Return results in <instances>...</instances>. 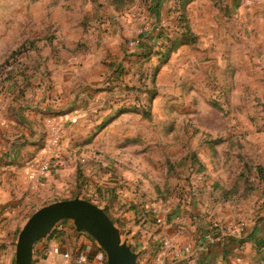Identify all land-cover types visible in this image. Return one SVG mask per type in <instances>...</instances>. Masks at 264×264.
<instances>
[{"label": "rangeland", "instance_id": "1", "mask_svg": "<svg viewBox=\"0 0 264 264\" xmlns=\"http://www.w3.org/2000/svg\"><path fill=\"white\" fill-rule=\"evenodd\" d=\"M145 5L0 0V125L16 119L19 106L30 113L25 119L40 117L48 138L44 118L68 112L78 95L86 116L66 126L49 175L54 189L32 188L24 174L30 201L1 243L11 238L16 247L32 214L58 201L129 198L149 209L162 200L172 210L199 191L206 208L230 215L237 229L245 224L229 264H264V35L248 29V40L233 44L243 58L212 75L208 60L192 58L199 47L192 30L129 48L136 25L148 29L137 18ZM95 103L110 106L105 122H97L103 108ZM40 106L39 115L30 112Z\"/></svg>", "mask_w": 264, "mask_h": 264}, {"label": "crops", "instance_id": "2", "mask_svg": "<svg viewBox=\"0 0 264 264\" xmlns=\"http://www.w3.org/2000/svg\"><path fill=\"white\" fill-rule=\"evenodd\" d=\"M185 1L146 0L144 12L137 13V18L143 16L146 19L139 20L145 22L148 28L142 44L143 50L150 48L151 44L164 42L165 35L158 36L151 31L152 27L161 21L167 22L166 33L174 35V29H178L177 17L180 15L177 9ZM185 16L189 31L192 30L197 37L199 46L198 50L193 52L192 58L208 60L212 75L219 71L221 66L226 67L229 61L243 58L242 51H237L233 44L238 46V43L246 42L249 35L248 29L258 26V31L254 34L258 32V36L264 35V0H258L252 5H246L242 0H187ZM111 40L114 44L120 43L118 36L112 37ZM114 53L120 56L121 50ZM135 58L128 56L125 59L130 61ZM129 68H132L130 64L126 69ZM194 71L199 74L197 68ZM87 88L86 91H89L90 87ZM79 97L78 95L65 105L67 106L65 110L68 112L59 116L78 117L77 122H84L86 116L80 110ZM97 103L94 108H103L99 111L100 116H95L101 119L97 122H105L110 115L109 110L106 109L110 106ZM32 109L30 112L36 116L42 111L41 106ZM15 111L18 115L16 119L9 118L8 121L4 120V125H0V264H15L16 247L12 243L13 239L9 238L5 245L1 242L3 236L9 233L13 236V229L24 218V205L30 201L31 196L24 177V165L29 159L39 155L44 146L43 140L47 138L42 133V126L39 125L40 117L37 116L36 120L31 115L25 119L30 113H26L27 111L19 106ZM68 123L75 124L70 121ZM55 185H57L55 177L50 176L40 189L51 190ZM104 188L103 186L102 190H105ZM204 200L205 197L196 191L195 194L180 200V203L172 210L168 207L169 204L162 200L158 202L159 205L149 204L151 206L149 209L145 207L146 204L140 205L136 200L129 198L100 202L88 201L104 209L108 214L120 230L122 241L138 254L137 264H150L153 255L160 251L161 241L165 238L172 240L177 247L192 243L195 248L194 259L190 262L184 259L175 260L173 253L168 252L166 260L172 264L234 263L232 257L241 248L240 239H238L240 237L235 236L242 232H239L230 215L217 213L211 207L206 208ZM160 216L164 218V224L157 223V218ZM6 222L10 223L11 231L4 226ZM60 222V226L54 227L59 231H53L51 237L49 234V237L34 245L33 264H74L70 260L63 259L61 255L51 254V250L56 246L61 252H69L72 256L80 252L84 253L89 259V264H107L105 251L91 235L77 230L70 219H63ZM209 232L219 235V240L200 250L199 246L205 241V234ZM43 246L44 249H42Z\"/></svg>", "mask_w": 264, "mask_h": 264}, {"label": "water", "instance_id": "3", "mask_svg": "<svg viewBox=\"0 0 264 264\" xmlns=\"http://www.w3.org/2000/svg\"><path fill=\"white\" fill-rule=\"evenodd\" d=\"M138 55L141 53L129 56ZM63 219L72 220L77 230L88 233L98 242L106 253L107 264H137L138 254L122 241L120 230L104 209L78 197L52 203L32 214L18 235L15 264H33L34 245L45 239Z\"/></svg>", "mask_w": 264, "mask_h": 264}, {"label": "built area", "instance_id": "4", "mask_svg": "<svg viewBox=\"0 0 264 264\" xmlns=\"http://www.w3.org/2000/svg\"><path fill=\"white\" fill-rule=\"evenodd\" d=\"M246 5H252L258 0H242ZM168 27L166 21H161L154 25L151 29L155 35L162 36L167 35L166 28ZM146 30L144 28H137L134 30V34L128 42V46L131 49L137 48L144 42ZM168 36V35H167ZM68 121L76 123L78 117H63V116H47L45 118V125L47 128V144L39 155L29 159L24 165V174L27 178L29 185L32 188H39L43 185L45 180L52 173L54 167L60 164L58 156L56 155L57 148L61 144L62 137L65 133ZM61 222L56 226H60ZM157 223L164 224V218L162 216L157 218ZM245 224L242 223V226ZM240 227L239 232L243 231V227ZM219 236V235H218ZM209 232L205 234V241L200 244L199 249L203 250L205 246L213 244L219 240V237ZM44 249V246L42 247ZM173 253L175 260L184 259L186 261H193L195 255V248L192 243H187L180 247L174 245L172 240L165 238L161 241L160 251L153 255L150 264H172L166 260L167 253ZM51 254L61 255L65 260L72 261L74 264H89V259L84 253H77L72 256L69 252H61L58 246L51 250Z\"/></svg>", "mask_w": 264, "mask_h": 264}, {"label": "trees", "instance_id": "5", "mask_svg": "<svg viewBox=\"0 0 264 264\" xmlns=\"http://www.w3.org/2000/svg\"><path fill=\"white\" fill-rule=\"evenodd\" d=\"M187 0L185 2H183L180 7L177 9L180 12V15L177 17L178 18V29H174L176 30V32L174 33H179V30L182 29V31L187 32L188 34L190 33L189 28L187 26L186 23V16H185V4H186ZM181 33V32H180ZM170 35V34H167Z\"/></svg>", "mask_w": 264, "mask_h": 264}]
</instances>
